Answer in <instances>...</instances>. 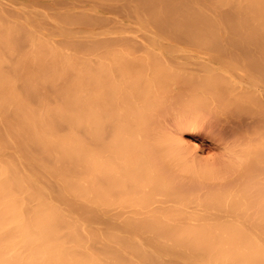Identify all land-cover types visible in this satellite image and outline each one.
I'll return each mask as SVG.
<instances>
[{
	"label": "bare ground",
	"instance_id": "bare-ground-1",
	"mask_svg": "<svg viewBox=\"0 0 264 264\" xmlns=\"http://www.w3.org/2000/svg\"><path fill=\"white\" fill-rule=\"evenodd\" d=\"M92 1L123 44L0 3V264H264V0Z\"/></svg>",
	"mask_w": 264,
	"mask_h": 264
},
{
	"label": "rangeland",
	"instance_id": "rangeland-1",
	"mask_svg": "<svg viewBox=\"0 0 264 264\" xmlns=\"http://www.w3.org/2000/svg\"><path fill=\"white\" fill-rule=\"evenodd\" d=\"M17 1H19V3ZM54 1H56V0H14V1L13 0H0V3H3V5L5 4L3 6V8L5 7L4 8V12L6 14L5 13L4 14L7 15V16H9V15L12 14V13H10L11 11H9L10 10L9 8L13 9V7L20 8L22 10L23 9H27V10L28 9H34L38 13L39 12L40 13L41 12L44 13L46 15L45 18L42 16L44 19L42 17H40V16L38 18H37V16H35V17L34 16H31L30 17V19H33L32 22L34 21V18L36 20V21H34L35 24L33 23L34 24V27H35V25L38 26V24H36L37 23V19L40 20V18H41L42 21L45 20L44 22L46 23V27H45V23L44 22H43V25H44L43 27H45L46 30H44V29L40 30V28H39L40 26H38L39 30H37V32L39 31L38 34L40 36L42 35V31H43V34H44V32L47 33V31L49 30L48 28H50V25H53L54 27H58V26L59 27H63L60 30L57 29V28L55 29V30H59L61 32V34L63 35V33H64L65 29H66V26H63L64 24L62 25L61 22H58V20H56V19H60V18H57V17H61V16H57L56 17V15H54V14L63 15L62 12H64V11L65 12L67 11L68 13L69 12H71V13L72 12L73 13H75V12L80 13L81 12L82 13V11H83V13L85 15L86 14H88V15L90 14V16H88L90 18L91 17L93 18L94 15H96V11H98L97 12L98 17H100L99 19H101L102 21L100 20V21H97V22H101V23H97L96 22L97 19L96 20L94 19L95 22H93L92 24H95V23L96 24L95 25H90L91 27H89V25H88V28H85V26H87L88 23H86L83 26L80 25L82 28L79 27V25H77L78 26V29L76 28L77 26L75 27V26L72 25L73 26L72 29H74L75 31L78 30V32L73 31V33H75V35H83V32L88 29L87 32L85 31L86 34H93V35H95L94 36L95 39L98 38V40L99 39L100 40L101 39H105V37H108V38H111V40L113 38H114V40L117 39V42H118L119 39L117 37L123 36V34L120 33V32H116L115 29H114V31L116 33L114 31H111L113 28H116L115 26L118 27V26H121L122 25V27H124L125 29L126 28H130L129 26H132V28L135 26L132 21L125 19L127 17H126V14L124 13V11L123 12L122 11L119 12L118 10H115L114 8L111 9V7H109V8L106 7L107 5L106 6H100V8L102 9L101 10L100 8L96 7L95 4H93V1L92 0L91 1H89V0H60L61 3L62 2L64 3V5H63V3L62 4L61 3L60 4L59 3H56L57 6L55 5ZM58 1L59 0H57L56 2H58ZM22 3H23V5H22ZM27 5H31L32 7L27 6ZM109 6H113V4L112 5H109ZM16 8H14V9H16ZM13 12H14V10H13ZM117 12H119L120 14L117 13ZM50 14L54 15L56 18L54 17L55 18L54 19L52 16H50ZM22 16H23V14L20 15V17H22ZM50 17H52V18H50ZM115 24H117V25H115ZM125 26H127V27H125ZM34 27H33V30L36 32V30H35L36 28H34ZM71 27L70 26L68 27L69 31L72 30V29H70ZM90 28H94V29H90ZM68 29L66 30L67 32H68ZM83 29H85V30L83 31ZM116 30L120 31V27H118ZM51 31H53V30H51ZM80 31H83V32L81 33ZM105 31L106 32L108 31V36L107 35L98 36L97 33L100 34V32H105ZM130 31H128V35L129 36H136L137 46H139L140 48L143 47V46H140V45H143L144 43H146L145 40H143L142 38H140L139 37V34H137V33L135 34V33H133V31L132 32H130ZM52 33H54V32H52ZM52 33H50V31H49V33L45 34L44 36H46L47 39H49V40L52 39L51 37H53L54 39L55 38H58V37L60 39H62L61 38L62 37L61 34H58V35L61 36L60 37L57 34L56 35H51ZM49 36H50V38H49ZM44 39H46V38L44 37ZM113 42L114 41H112L111 43H113ZM117 42H116V45H121L125 41L121 42V40H119V42H120V43L118 42L119 44H117ZM170 44H172L174 46L176 45L177 47H180V48H183V49H185V47H187L186 45L185 46H182L181 44H173L171 42H170ZM207 117H204V119H202V120L199 119L201 121H198V120L194 119V121H195L194 123H197V127L196 128H188V129H186V130H184L182 132L183 138L186 141H188L190 143H195L198 146V151L199 152H201V151L203 152V153L201 152L203 157L215 156V154L218 155L220 150L217 149V145H218L217 139L220 138L221 136H225L226 135V132H224L225 135L221 133L223 131L217 125H213L211 128H207V126H208L207 125L208 124L207 121H208V119L210 120L209 116H207ZM165 119H166L167 123H168V119H169V121H172L170 118L167 119V117ZM206 119H207V121H206ZM242 120H247L248 121V119H243V118H242ZM166 121H164V122H166ZM232 121H238V120L237 119H232ZM210 122L212 123V121H210ZM167 123H163V121H162V124L167 125ZM168 126H169V123H168ZM202 127L203 128L205 127L206 129H204V131H203Z\"/></svg>",
	"mask_w": 264,
	"mask_h": 264
}]
</instances>
